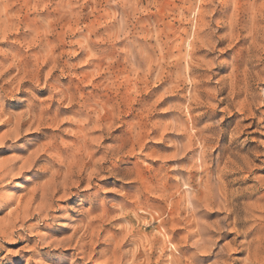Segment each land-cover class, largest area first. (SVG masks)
<instances>
[{"label": "rangeland", "instance_id": "374dc122", "mask_svg": "<svg viewBox=\"0 0 264 264\" xmlns=\"http://www.w3.org/2000/svg\"><path fill=\"white\" fill-rule=\"evenodd\" d=\"M237 85L264 102V0H0V264H264V123ZM196 219L225 233L206 262L174 249Z\"/></svg>", "mask_w": 264, "mask_h": 264}, {"label": "bare ground", "instance_id": "6f19581e", "mask_svg": "<svg viewBox=\"0 0 264 264\" xmlns=\"http://www.w3.org/2000/svg\"><path fill=\"white\" fill-rule=\"evenodd\" d=\"M200 19V18H199ZM198 19V20H199ZM201 35V34H200ZM203 35V34H202ZM204 36V35H203ZM206 36V35H205ZM196 37H198V36H196ZM200 38V37H199ZM220 45H222V42H220L219 43ZM197 45V44H196ZM196 45H193V46H195L196 47ZM204 45H205V43H204ZM206 46H208V45H206ZM194 50V49H193ZM197 50V49H196ZM193 56V55H192ZM237 84H238V74H237ZM249 84V83H248ZM233 89V88H232ZM238 89H239V86L237 85V100L238 99H240L241 98V95L242 94H240L239 93V91H238ZM249 89V88H248ZM246 90V92L245 93H243V94H245L244 95V99L241 101V99H240V101H238L239 102V108H237V117L239 116V115H243L244 117H245V121L246 120H252L253 122L251 123V125L253 126V125H255V120L257 119L258 120V122L257 123H260V124H262V123H264V112L263 111H261V108H263L264 107V102L263 103H256L255 102V97L251 94V93H249V90ZM239 90H241V88L239 89ZM233 91V90H232ZM232 91L231 92H229V94L231 93V95H232ZM225 93H227V88L226 87H221L220 89H218V95H223V94H225ZM230 96L228 95L227 97H225V98H223V99H221L219 102L221 103V104H228L229 102H231L232 101V99L230 100V98H229ZM207 100V99H206ZM237 102V103H238ZM194 105H196L195 104V98H193V103H192V105H191V112H193L194 110H195V107H194ZM198 105V104H197ZM189 110V111H190ZM225 112V111H224ZM259 115L261 116L260 118H259ZM207 116L206 115H204L203 116V118L202 119H205ZM193 118V117H192ZM259 118V119H258ZM193 120H194V118H193ZM200 122V121H199ZM196 123H197V120H196ZM239 122L237 121V128L239 127ZM194 125H196V124H194ZM194 130V129H193ZM209 129H207V128H205V129H201L200 131H198L199 133H201V135H203L204 134V132H206V131H208ZM211 131V130H210ZM194 132V131H193ZM195 134V133H194ZM200 135V136H201ZM198 136H199V134H198ZM210 136V135H209ZM212 137V136H211ZM227 137V135L226 134H224V135H221V136H219V138L221 139V140H224L225 138ZM218 138V137H217ZM198 140V139H197ZM218 141H219V139H218ZM210 142V140H208V138L206 139V138H204V142H203V148H204V150L206 151L207 149L209 150V143ZM212 142V141H211ZM194 147V146H193ZM212 147V146H211ZM228 150V149H227ZM231 152V151H230ZM238 152V151H237ZM231 154V153H230ZM235 154V153H234ZM238 154V153H237ZM219 155H221V154H219ZM218 155V156H219ZM232 155V154H231ZM236 155V154H235ZM210 156V155H209ZM204 158H208V156H203ZM222 157V156H221ZM236 157V156H235ZM211 158V157H210ZM218 158V157H217ZM214 159V158H213ZM237 172H236V174H240V173H242V172H246L247 171V169H248V166H247V164H245V162H241V159H240V157L237 155ZM214 161V160H213ZM212 161V162H213ZM232 164V163H231ZM234 164V163H233ZM204 165H205V163H204ZM203 165V166H204ZM234 165H236V164H234ZM221 167V166H220ZM13 168H11V166H9V165H7V164H5V165H1L0 166V176L1 175H3V176H7L8 175V172L9 171H11ZM213 171V170H212ZM216 173V172H215ZM234 173V172H233ZM251 173V172H250ZM213 173H211V170H210V168L209 169H207V171H206V176H207V185H206V197L207 198H212V203H214V204H220V205H223V203H228V198H225L224 197V195H222L223 193V190L225 189H223V187H224V185L223 186H221V183H220V180H224V179H222V177H223V175L221 176L220 175V177L218 178V180L217 179H215V180H217V182L215 183V184H212V177H211V175H212ZM217 174V173H216ZM215 174V175H216ZM227 174V173H226ZM247 174H248V172H247ZM216 178V177H215ZM227 178V177H226ZM213 180H214V178H213ZM244 180V179H243ZM81 181V180H80ZM69 182V181H68ZM222 182V181H221ZM53 183V182H52ZM88 183V182H87ZM224 183H225V181H224ZM65 185H67V183L66 182H64V183H61V184H57V183H55L54 182V184H53V188H54V190H53V196H55L56 194H58V193H60V192H62V191H66L67 189L64 187ZM69 186H71V185H69ZM227 186V185H226ZM70 188V187H69ZM68 188V189H69ZM204 188H205V186H204ZM226 191V190H225ZM71 192V191H70ZM65 194H66V192H65ZM72 194V193H71ZM187 195V201H188V205L190 206V208H191V211L193 212V214H194V216H196L198 213H199V211L200 210H198L197 208L199 207V203H198V201H197V199H196V197L193 195V194H191L189 191H188V193L186 194ZM230 195V194H229ZM233 196V195H232ZM206 198V199H207ZM231 199V198H230ZM231 200H233V199H231ZM208 201V200H207ZM207 201H206V203H207ZM233 202V201H232ZM209 203V202H208ZM211 203V204H212ZM210 204V205H211ZM235 204H237V203H235ZM48 206H50V205H48ZM214 206V205H213ZM217 206V205H216ZM226 206H227V204H226ZM231 206V205H230ZM237 207H238V205H236ZM244 206V205H243ZM222 207V206H221ZM239 207H240V205H239ZM246 207V206H245ZM44 208V207H43ZM233 208V207H232ZM160 209V208H159ZM223 209V208H222ZM231 209V208H230ZM226 210H227V208H226ZM232 210V209H231ZM171 212V211H170ZM232 213V212H231ZM239 213V212H238ZM168 213L166 212V211H164V210H161V213H160V218H162L161 219V225H160V227L161 226H164L165 225V223L167 222V219H170V213L167 215ZM233 214H234V212H233ZM237 215V214H236ZM238 216V215H237ZM240 216V215H239ZM236 217V216H235ZM234 217V218H235ZM164 218H167V219H164ZM238 218V217H237ZM229 219V218H228ZM239 220V219H238ZM237 220V221H238ZM236 221V222H237ZM190 223V222H189ZM188 224V223H187ZM235 224H238V223H235ZM14 225V223L10 220L9 222H8V225L6 226V228L4 229H2V228H0V230H1V232H0V236H2L3 238L4 237H8L10 234L12 235L13 233H14V231H10V228L12 227ZM189 226L190 227H195L196 228V230L195 231H193V232H189V234H188V236H186L185 238H184V240H188V242L190 241V240H193V242L191 243V244H189L188 242H184L186 245L184 246V248H178V247H175L174 246V249H175V252L178 254V255H180V256H184L187 252H189L190 250H197V251H199V252H201V258H200V260L199 261H202V262H206V261H208V260H210L212 257H217L219 254H221L223 251H224V249H221L218 253H215L214 252V250H212V248L210 247V244H213V242H215V241H217V240H213L214 238H225L224 236H225V233H223V232H221V229L219 228V227H208V226H206L204 223H202L199 219H196V220H193V222H191V224H189ZM238 226V225H237ZM90 227V226H89ZM189 227V228H190ZM87 229V228H86ZM164 229V228H163ZM191 229V228H190ZM167 230V229H166ZM173 230H175V229H173ZM172 230V231H173ZM164 232V231H163ZM166 232V231H165ZM168 232V231H167ZM166 232V233H167ZM88 233V232H87ZM86 233V234H87ZM164 234V233H163ZM238 234V233H237ZM244 234V233H243ZM243 234H242V236H243ZM187 235V234H186ZM240 235V234H239ZM85 236V235H84ZM90 236V235H89ZM92 236V235H91ZM173 236V235H172ZM175 236V235H174ZM241 237V236H240ZM91 239V238H90ZM81 240V239H80ZM92 240V239H91ZM163 240H165V239H163ZM166 240H167V238H166ZM170 241H172V240H170ZM81 242V241H80ZM163 242V241H162ZM82 243V242H81ZM167 243V242H166ZM168 243H169V241H168ZM167 243V244H168ZM183 243V244H184ZM166 244V245H167ZM57 245V244H56ZM213 245H215V244H213ZM173 246V245H172ZM180 247H181V245H180ZM77 248V247H76ZM240 252V251H239ZM193 254V253H192ZM225 254V253H224ZM172 255V254H171ZM174 256H175V254H173ZM187 256V255H186ZM190 256V255H189ZM194 256V255H193ZM173 257V256H172ZM179 257V256H178ZM177 257V258H178ZM171 258V257H170ZM169 258V259H170ZM177 258H175V260L172 262L173 264H179V259H177ZM192 258V257H191ZM215 259V258H214ZM189 260H190V258H189ZM188 260V261H189ZM192 261V260H191ZM193 262V261H192ZM218 262V261H217ZM192 264V263H191Z\"/></svg>", "mask_w": 264, "mask_h": 264}]
</instances>
